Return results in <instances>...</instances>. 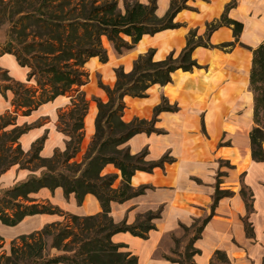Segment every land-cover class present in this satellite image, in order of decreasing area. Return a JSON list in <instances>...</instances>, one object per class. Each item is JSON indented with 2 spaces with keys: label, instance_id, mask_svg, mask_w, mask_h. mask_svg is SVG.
<instances>
[{
  "label": "trees",
  "instance_id": "trees-1",
  "mask_svg": "<svg viewBox=\"0 0 264 264\" xmlns=\"http://www.w3.org/2000/svg\"><path fill=\"white\" fill-rule=\"evenodd\" d=\"M184 1L171 0L162 16L157 14V0H124L123 8H119L118 0L0 2V23L8 24L7 40L0 46V55H14L21 66L29 68L26 84L33 80L37 86L36 90H32L25 87L26 84L14 82L7 70L0 68V92L11 89L12 106L26 108L27 114L44 102L71 93V108L58 114L57 123V129L66 136L65 148L55 151L51 157L40 155L42 141L32 146L30 151H24L19 138L26 128L16 126L15 117L5 118L9 116L7 112L0 116V175L15 164L39 171V175L30 174L24 181L5 190V195L0 198V221L13 226L26 216L36 214H57L65 219L64 223L60 220L46 223L38 230L13 239L9 253L0 255V264H137L136 255L128 250L127 245L115 243L111 237L118 232L146 237L155 228L154 220L159 216L158 212L149 211L127 224L114 220L111 203L122 202L144 192L146 186L134 188L130 184L135 171L151 172L154 167H162L164 162L171 161V158L164 154L160 159L151 161L147 159L146 149L131 153L126 143L137 133L156 132V116L161 111H176L178 107L163 96L154 107L150 120L134 117L124 121V97H145L151 85L163 86L171 82V74L175 70L189 71L198 67L192 58L193 49L197 46L215 47L209 43V36L221 26L232 29L234 40L216 47L233 46L243 29L241 21L228 16L236 1L230 0L219 18L206 23L203 35H198L196 29H190L186 45L177 55L171 51L165 58L155 60L154 49H149L134 59L130 71H125L122 66L114 69L116 80L112 87L99 80L98 85L105 91L107 100L92 98L97 107L95 131L83 160L69 162L80 150L89 106V100L81 90L88 81V73L83 66L93 56L101 62L107 61L104 38L117 54H123L133 48L144 34L152 35L180 26V23L174 22V17L186 7ZM7 8L8 16L5 15ZM251 50L248 88L253 94L254 125L249 132L250 151L253 161L264 162V39ZM9 125H12L11 129L5 130ZM32 163L34 167L28 168ZM108 164L120 172L121 181L117 186L113 185L116 173H102ZM57 187L63 190L65 196L73 193L79 204L85 194H93L101 205V211L76 215L49 202L38 201L33 196L41 188L53 190ZM230 193L217 188L212 205L221 196ZM240 193L247 209L251 210V190L242 186ZM17 199L26 203L15 201ZM208 218L190 227L192 235L185 246L184 257H168L172 264H194L192 257L199 250L193 243L200 237ZM181 227L189 230L184 225ZM246 228L248 232V225ZM52 249L57 253L51 254ZM210 264H230V261L224 251L215 250Z\"/></svg>",
  "mask_w": 264,
  "mask_h": 264
},
{
  "label": "crops",
  "instance_id": "crops-1",
  "mask_svg": "<svg viewBox=\"0 0 264 264\" xmlns=\"http://www.w3.org/2000/svg\"><path fill=\"white\" fill-rule=\"evenodd\" d=\"M170 1L157 0L159 16L166 13ZM235 1L228 16L241 21L243 29L233 46L216 47L234 40L232 29L221 26L209 36V43L215 47L197 46L193 49L192 58L198 67L189 71L175 70L171 82L163 86L151 85L145 97H124V121L134 117L150 120L154 107L163 96L178 107L176 111H161L156 116V132L137 133L126 143L131 153L146 149L148 160L156 161L164 154L171 158L151 172L135 171L130 184L134 188L146 186L144 192L111 203L114 220L127 224L149 211L158 212L155 228L146 237L129 232H118L111 237L113 242L127 245L128 250L136 255L137 264H172L168 257L176 246L175 238L181 236V226L191 230L195 222L207 216L200 237L193 243L199 250L192 257L194 264H210L215 250L224 251L230 264H264V162L251 158L249 132L254 125L253 94L248 88L251 48L264 39V0ZM229 2L185 0L186 7L174 17V22L180 26L152 35L144 34L123 54H117L104 38L107 61L101 62L93 56L83 66L88 81L81 90L89 100L83 141L92 137L95 131L97 107L92 104V98L103 100L107 97L97 83L93 84L91 73L99 74L100 81L110 86L115 84L116 67L122 66L125 71H130L134 59L149 49H154L155 60L165 58L171 51L177 55L186 45L190 29L203 35L206 23L219 18ZM125 38L129 40V37ZM55 100L60 107L58 119L60 110L69 107L70 96L60 95ZM11 107L12 104L8 105L7 110ZM262 147L264 151V143ZM105 167L113 171L107 173L117 174L113 184L117 186L121 181L119 170L112 164ZM242 186L252 192L251 210L247 209L240 193ZM217 188L231 193L221 196L213 206ZM33 196L76 215L101 211L99 201L91 193L85 194L80 204L73 193L65 196L60 187L53 190L41 188ZM58 218L57 214H36L22 221L33 223V227L39 229Z\"/></svg>",
  "mask_w": 264,
  "mask_h": 264
},
{
  "label": "rangeland",
  "instance_id": "rangeland-1",
  "mask_svg": "<svg viewBox=\"0 0 264 264\" xmlns=\"http://www.w3.org/2000/svg\"><path fill=\"white\" fill-rule=\"evenodd\" d=\"M8 0H0V2L5 3ZM124 0H118L119 8H123ZM5 15H9V8L6 9ZM10 27V25H9ZM8 24L0 23V46H2L7 40L8 33ZM0 68L2 70H7L9 76L14 82L20 84H26L29 69L25 66H21L16 58L12 54H3L0 56ZM91 78L93 84H98V81L101 80L99 74L91 73ZM110 85V87H112ZM25 87L31 88L32 90H36L37 86L34 84V81L31 80L30 83L26 84ZM71 93H67L65 96H70ZM38 95V92H37ZM88 98H91L90 96ZM13 99V92L11 89H6L3 92H0V116L7 114L9 116H5V118L15 117L16 126L20 128H26L25 131L21 134L19 138V142L24 151L28 152L31 150L32 146H34L39 141H42V149L40 151V155L42 157H51L55 151H62L65 148L66 136L57 129V111L60 108L58 106V100H53L44 102L40 104L37 108L32 110L29 114L26 112V108L24 107H14L12 106L10 110H7V106L11 104ZM104 101L107 100V97L103 98ZM92 104L96 102L93 100ZM71 108V101L69 107L64 110L66 111ZM59 112V113H60ZM90 112V111H89ZM58 113V114H59ZM12 125H9L5 128V130L11 129ZM0 133L2 131L0 130ZM94 133V131H93ZM91 140V137L87 138L80 143V150L74 156V158L70 159L69 162L76 161L81 162L83 160L84 153L86 148ZM14 146V145H12ZM34 164L28 166V168H33ZM113 172L111 168L104 167L102 173ZM39 175L38 170H29L25 167H21L18 164L11 166L6 172L0 175V198L5 195V190L24 181L30 174ZM116 185V184H115ZM59 188V187H57ZM15 201H19L21 203H26L21 199H17ZM41 201V200H38ZM48 202V201H42ZM27 217V216H26ZM58 220L65 222L63 216H59ZM57 220V221H58ZM33 223H25L23 221L19 222L16 225L9 226L5 225L0 221V255L9 253L10 242L17 238L19 235L30 233L34 230H38L33 227ZM40 229V228H39ZM181 236L177 238V243L174 248V252L171 253V257L174 259H182L185 253V246L192 235V230L185 231L181 229ZM50 253H57L56 250L52 249Z\"/></svg>",
  "mask_w": 264,
  "mask_h": 264
}]
</instances>
